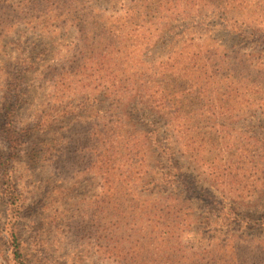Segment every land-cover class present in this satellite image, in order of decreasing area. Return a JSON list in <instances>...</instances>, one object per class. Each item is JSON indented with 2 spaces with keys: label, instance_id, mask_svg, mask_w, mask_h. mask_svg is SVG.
I'll return each instance as SVG.
<instances>
[{
  "label": "rangeland",
  "instance_id": "obj_1",
  "mask_svg": "<svg viewBox=\"0 0 264 264\" xmlns=\"http://www.w3.org/2000/svg\"><path fill=\"white\" fill-rule=\"evenodd\" d=\"M4 1L0 3V264H17L11 249L15 234L23 241L28 264H264V231L241 215L232 222L230 209L247 205L253 211L258 203L264 205V169L257 164L264 162V142L258 138V117L249 111L229 120V97L215 90L207 100L191 102L188 145L183 151L177 146L187 175V186L179 185L178 191L183 216L171 223L154 217L159 196L136 179L143 165L133 164L119 148L120 130L112 126L118 119L111 110L116 109L113 100L104 101L101 86L88 79L92 54L101 56L106 38L84 49L87 32L90 43H96L100 18L120 15L122 4L129 5L130 0H92L88 10L92 13L74 6L66 20L56 21L21 11L22 0ZM149 2L157 6L154 0ZM171 6L177 11L197 7L205 20L200 35L206 41L252 52V58L264 61L263 45L220 25L230 11L247 26L263 29L264 0H198L196 6L172 0ZM87 18L94 20L82 29L80 20ZM159 46L154 52L145 44L134 54L131 50L130 63L135 66V57L141 71L152 73V60L158 62L164 55L157 52ZM84 51L86 59L79 66ZM10 94L19 97L13 118L16 131H29L20 144L5 131L12 119ZM126 129L135 135L134 128ZM141 136L148 138L142 131ZM146 157L150 161L143 170L151 173L146 165L158 166L151 159L160 156ZM233 163L240 170L230 169ZM185 187H196L195 193ZM170 224L177 229L172 236L167 232Z\"/></svg>",
  "mask_w": 264,
  "mask_h": 264
},
{
  "label": "trees",
  "instance_id": "obj_2",
  "mask_svg": "<svg viewBox=\"0 0 264 264\" xmlns=\"http://www.w3.org/2000/svg\"><path fill=\"white\" fill-rule=\"evenodd\" d=\"M154 1L157 3L155 8L150 5L149 0H130L129 5L122 4L120 15L114 13L112 16L100 18L99 32L95 33L96 43H90L91 35L87 32L84 49L95 47L98 39L106 38L101 56L92 54L89 82L90 77L93 78L92 81L98 82L104 101L113 100L116 109L111 110L118 119L112 126L120 130L117 141L119 148L129 156L133 164L143 165L136 173V179L148 186L145 189L150 194L159 196L158 207L153 206L154 217L159 215L166 221L173 222L181 220L183 216L179 207H183L184 201L178 191L179 185L187 186V183H184L187 175L184 166L180 165L182 159L179 158L177 146H180L179 151H183V147L188 145L186 137L190 136V125L186 120L194 114L191 102L194 103L198 99L207 100L211 90H215L216 94L227 95L231 118L229 120H236L242 113L253 112L250 116L256 115L261 124L258 138L264 142V61L259 57L252 58V52H242L234 46L228 50L223 44L215 46L210 43L212 40L206 41L207 37L200 35V31H204L205 20L198 14L197 7L177 11L171 6L172 0ZM188 2L196 6L198 0ZM0 3L5 4V1L0 0ZM92 3V0H22L19 6L21 11L42 14L48 17V21H56L66 20L74 6L87 7V13H92L88 11L92 9ZM230 13L229 11L222 17L220 25L238 36L253 37L264 46V27L262 29L258 26H247L248 23ZM93 20H80L81 28ZM258 22L262 24L263 21ZM44 24H47V20ZM144 44L149 52H154L160 44L157 52H164L160 61L152 60V73L141 71L137 67L138 60L135 57V66L130 63L131 50L134 54ZM222 50L225 52L222 53ZM109 53L116 54V57H110ZM82 54L84 55L79 66H82L86 59V52ZM131 68L134 73L129 74L128 70ZM94 72H98L96 76L93 75ZM82 80L79 79V82ZM8 100L9 117L12 119L5 131L12 142L20 144L25 136H29V131L23 130L19 133L14 127L13 118L19 97L15 98V95L10 94ZM127 126L135 129V135L128 134ZM141 131L148 134V138L142 137ZM105 145H108V142ZM146 155L160 156L151 159L157 162L158 166L146 165L152 168L151 173L143 170L145 164L150 161ZM258 163L264 169V162ZM160 165H163V168ZM229 168H237L236 163L229 164ZM195 188L191 187L187 191L194 194ZM230 209L233 214L232 222L241 215L243 221L264 231L262 202L258 203L253 211L247 205L242 208L233 205ZM168 228L170 236L177 232L174 224H170ZM22 242L20 235L13 236V259L17 264H28Z\"/></svg>",
  "mask_w": 264,
  "mask_h": 264
}]
</instances>
